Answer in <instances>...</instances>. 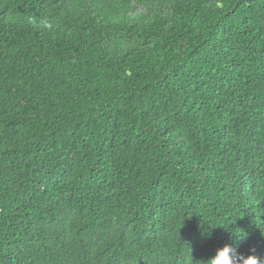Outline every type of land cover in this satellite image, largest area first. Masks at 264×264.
<instances>
[{
  "label": "trees",
  "instance_id": "trees-1",
  "mask_svg": "<svg viewBox=\"0 0 264 264\" xmlns=\"http://www.w3.org/2000/svg\"><path fill=\"white\" fill-rule=\"evenodd\" d=\"M264 259V0H0V264Z\"/></svg>",
  "mask_w": 264,
  "mask_h": 264
},
{
  "label": "clouds",
  "instance_id": "clouds-1",
  "mask_svg": "<svg viewBox=\"0 0 264 264\" xmlns=\"http://www.w3.org/2000/svg\"><path fill=\"white\" fill-rule=\"evenodd\" d=\"M206 264H264V259L257 255L245 256L231 245H225Z\"/></svg>",
  "mask_w": 264,
  "mask_h": 264
}]
</instances>
